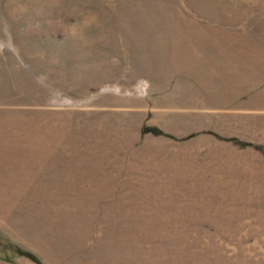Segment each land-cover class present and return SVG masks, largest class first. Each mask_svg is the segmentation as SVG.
<instances>
[{
    "label": "rangeland",
    "instance_id": "1",
    "mask_svg": "<svg viewBox=\"0 0 264 264\" xmlns=\"http://www.w3.org/2000/svg\"><path fill=\"white\" fill-rule=\"evenodd\" d=\"M222 59L264 0H0V264H264V112L196 108Z\"/></svg>",
    "mask_w": 264,
    "mask_h": 264
},
{
    "label": "crops",
    "instance_id": "2",
    "mask_svg": "<svg viewBox=\"0 0 264 264\" xmlns=\"http://www.w3.org/2000/svg\"><path fill=\"white\" fill-rule=\"evenodd\" d=\"M234 62V61H233ZM211 63L202 80H196V108L251 114L264 112V60ZM204 77V78H203Z\"/></svg>",
    "mask_w": 264,
    "mask_h": 264
},
{
    "label": "trees",
    "instance_id": "3",
    "mask_svg": "<svg viewBox=\"0 0 264 264\" xmlns=\"http://www.w3.org/2000/svg\"><path fill=\"white\" fill-rule=\"evenodd\" d=\"M35 260V259H34Z\"/></svg>",
    "mask_w": 264,
    "mask_h": 264
}]
</instances>
